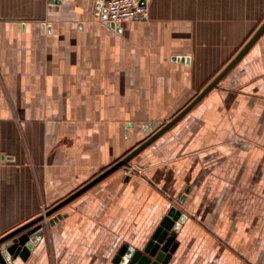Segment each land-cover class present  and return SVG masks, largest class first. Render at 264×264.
I'll return each mask as SVG.
<instances>
[{
    "label": "crops",
    "instance_id": "crops-1",
    "mask_svg": "<svg viewBox=\"0 0 264 264\" xmlns=\"http://www.w3.org/2000/svg\"><path fill=\"white\" fill-rule=\"evenodd\" d=\"M53 1L0 0V237L175 117L264 22V0H151L115 28L101 0ZM130 166L45 219L14 264H112L171 206L187 217L171 264H264V31Z\"/></svg>",
    "mask_w": 264,
    "mask_h": 264
},
{
    "label": "water",
    "instance_id": "water-1",
    "mask_svg": "<svg viewBox=\"0 0 264 264\" xmlns=\"http://www.w3.org/2000/svg\"><path fill=\"white\" fill-rule=\"evenodd\" d=\"M50 3L57 4L58 1L50 0ZM105 10L102 11L101 19L105 20ZM111 28H115V24L108 23ZM264 31V22L252 35L249 41L237 53L234 59L175 117L160 126L159 122L146 123L142 127V131L146 133L148 138L136 148L131 150L122 159L106 168L88 183L72 193L69 197L48 209L36 218L15 228L6 235L0 237V264H14L19 258L26 261L31 250L43 235V222L45 219L56 213L60 208L86 192L88 189L105 179L107 176L123 168L125 171L130 166V161L143 149L154 142L166 130L173 126L181 117H183L196 103H198L211 89L216 88L221 79L232 69V67L242 58L249 50L258 37ZM152 133L154 130H156ZM152 133V134H151ZM129 176L126 177L128 180ZM188 190L186 191V193ZM182 201V199H181ZM186 215L183 214L176 206H171L166 215L162 218L158 226L153 231L150 238L140 248H135L127 243L121 245L112 259V264H171L173 256L178 247L176 237L182 225L186 221ZM61 219V215H57L49 224Z\"/></svg>",
    "mask_w": 264,
    "mask_h": 264
},
{
    "label": "built area",
    "instance_id": "built-area-1",
    "mask_svg": "<svg viewBox=\"0 0 264 264\" xmlns=\"http://www.w3.org/2000/svg\"><path fill=\"white\" fill-rule=\"evenodd\" d=\"M150 2L151 0H101L98 12L102 15L105 10L104 21L117 26L133 20L147 19ZM127 171H133L132 167L129 166Z\"/></svg>",
    "mask_w": 264,
    "mask_h": 264
},
{
    "label": "rangeland",
    "instance_id": "rangeland-1",
    "mask_svg": "<svg viewBox=\"0 0 264 264\" xmlns=\"http://www.w3.org/2000/svg\"><path fill=\"white\" fill-rule=\"evenodd\" d=\"M164 112V111H163ZM165 112H167V114H169V112L170 111H165ZM175 112H178V111H175ZM175 112L173 113V114H175ZM172 116V115H171ZM168 118H171V117H168ZM167 118V119H168ZM166 118L165 119H163V122L162 121H160L159 123H160V126H162V125H164L165 123H164V121L166 122V120H167ZM155 131H157V129L156 130H154L152 133H154ZM151 133V134H152ZM145 138H147V136L145 137ZM121 170H124L123 168H121Z\"/></svg>",
    "mask_w": 264,
    "mask_h": 264
}]
</instances>
